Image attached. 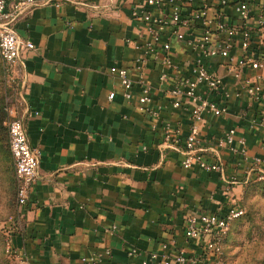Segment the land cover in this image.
<instances>
[{
    "label": "crops",
    "instance_id": "obj_1",
    "mask_svg": "<svg viewBox=\"0 0 264 264\" xmlns=\"http://www.w3.org/2000/svg\"><path fill=\"white\" fill-rule=\"evenodd\" d=\"M12 1L6 0L8 7ZM43 1L13 23L34 49L23 53L18 85L5 100L11 115L22 120L29 145L39 151L28 203L18 208L13 195L5 205L12 211L6 224L17 255L28 264H87L81 257L108 250L100 264H130L126 251L132 246L148 252L168 244L170 252H199L184 238L185 218L224 214L237 205L244 184L264 173V128L252 122L256 108L246 96L233 98L225 114H207L198 123L203 154L221 171L182 167L181 145L160 146V128L152 130L153 118L139 111L138 85L126 99L110 72L123 67L134 81L143 74L152 85L149 106L159 109L161 120L184 140L190 110L174 107L158 86L162 60L147 53L143 43L151 34L132 14L142 0H74L60 6ZM168 9L152 11L163 15ZM222 9L238 23L232 6ZM260 11L264 0H255L252 26ZM253 41H264V35H254ZM193 54L187 44L171 40L175 66L168 69L169 83L187 74ZM216 62L211 68L225 73ZM225 80L233 82L228 74ZM8 117L0 127V186L5 187L8 176L15 178ZM230 128L244 140V154L217 145Z\"/></svg>",
    "mask_w": 264,
    "mask_h": 264
},
{
    "label": "built area",
    "instance_id": "obj_2",
    "mask_svg": "<svg viewBox=\"0 0 264 264\" xmlns=\"http://www.w3.org/2000/svg\"><path fill=\"white\" fill-rule=\"evenodd\" d=\"M40 0H13L9 7L6 0H0V59L2 73L7 87L16 89L19 80L18 65L24 52L34 49V44L21 38L13 23L17 16ZM74 0H44L46 4L60 6ZM166 2V3H165ZM77 3V2H75ZM255 0H218L212 5L208 0H142L133 8V16L147 26L151 34L149 41L143 43L153 60H162L164 69L159 72L158 86L163 89L174 107L190 110V131L181 142L178 130L169 122L161 120L160 111L149 106L152 85L143 74L133 80L125 68L111 67L123 89V96L130 99L134 84L140 88L136 100L140 112L153 118L152 130L160 128L162 147L181 145L182 167L198 165L203 170L221 171L217 162H210L203 154L199 137L198 123L205 115L220 116L227 112L228 102L233 98L246 96L256 108V117L252 120L264 128V41L254 43V35H264V13L256 17V26L251 25ZM168 5L167 13L155 15L152 8ZM232 6L238 23L228 19L223 7ZM168 36L162 40V35ZM190 46L194 53L188 72L175 77L169 83L168 69L174 68L169 57L171 40ZM216 60L225 73L211 68ZM215 62V61H214ZM248 72H245V71ZM227 74L233 82L225 80ZM114 93L108 96L112 99ZM6 121L8 146L13 159L16 178L15 202L18 208L28 203L39 167V151L33 149L27 139L23 122L11 115ZM244 140L236 136L235 128L227 130L217 145L226 147L231 153L244 154ZM264 161V158L262 159ZM243 214L242 208L231 206L224 214L201 212L189 215L184 221V238L190 244L200 247L197 253H188L179 248L170 252L169 245L163 244L159 251L144 252L136 247H128L126 255L130 264H227L224 255V241L232 222ZM110 252H95L81 257L87 264H100L103 256ZM5 255L10 264H28V258H19L12 240L7 234Z\"/></svg>",
    "mask_w": 264,
    "mask_h": 264
},
{
    "label": "rangeland",
    "instance_id": "obj_3",
    "mask_svg": "<svg viewBox=\"0 0 264 264\" xmlns=\"http://www.w3.org/2000/svg\"><path fill=\"white\" fill-rule=\"evenodd\" d=\"M0 117L7 118L8 105L6 98L10 96L2 73L0 61ZM8 184L0 186V264H10L5 255V242L8 234L6 220L10 212L5 205L11 204L16 192V180L8 176ZM3 201L1 202V200ZM237 206L243 214L236 218L227 234L224 255L227 264H264V173H259L254 180L244 184L237 194ZM16 204V202H15ZM11 226V225H10Z\"/></svg>",
    "mask_w": 264,
    "mask_h": 264
},
{
    "label": "trees",
    "instance_id": "obj_4",
    "mask_svg": "<svg viewBox=\"0 0 264 264\" xmlns=\"http://www.w3.org/2000/svg\"><path fill=\"white\" fill-rule=\"evenodd\" d=\"M4 119H5L4 116L0 117V127H1V128H3V127H2V121H3ZM224 245H225V241H224Z\"/></svg>",
    "mask_w": 264,
    "mask_h": 264
}]
</instances>
